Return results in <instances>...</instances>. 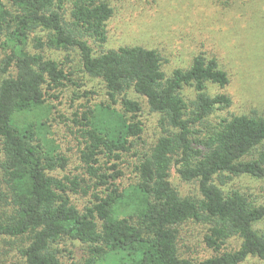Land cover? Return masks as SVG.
I'll list each match as a JSON object with an SVG mask.
<instances>
[{
	"label": "trees",
	"instance_id": "16d2710c",
	"mask_svg": "<svg viewBox=\"0 0 264 264\" xmlns=\"http://www.w3.org/2000/svg\"><path fill=\"white\" fill-rule=\"evenodd\" d=\"M113 13L106 0H0V253L10 239L20 241L22 264H76L61 255L68 242L80 245L83 264L264 260V232L256 227L264 204L229 186L239 176L264 179V113L213 120L232 102L209 93L210 83H230L218 59L200 52L167 75L156 49H107ZM45 50L68 54L59 62ZM79 72L103 82L106 100L74 116L81 171L57 176L71 159L50 136L49 101L68 85L81 88ZM188 87L196 92L191 101ZM145 106L159 115L161 133L138 154L135 181L124 186V156L143 139ZM173 168L198 184V195L173 185ZM75 194L88 199L82 210ZM189 222L205 227L212 256L181 254L180 230ZM8 256L0 264L13 263Z\"/></svg>",
	"mask_w": 264,
	"mask_h": 264
},
{
	"label": "rangeland",
	"instance_id": "374dc122",
	"mask_svg": "<svg viewBox=\"0 0 264 264\" xmlns=\"http://www.w3.org/2000/svg\"><path fill=\"white\" fill-rule=\"evenodd\" d=\"M113 9L108 21L107 49L121 46L141 45L158 50L163 56V70L167 75L178 68H188L195 55L206 52L218 59L221 67L229 74L230 83L221 88L208 84L209 93L228 95L232 102L229 108L216 111L212 119L230 118L233 115L264 113V0H106ZM70 5V4H68ZM45 55L57 61H64L67 52L45 50ZM74 65L79 67V56L69 53ZM73 65V67H74ZM75 68V67H74ZM83 85L81 88L68 85L54 92L58 98H52L53 105L49 119L50 136L60 145L61 151L70 159L66 172L56 171L55 175H70L81 171L79 161L78 126L73 123L76 114L87 107L96 106L106 100L104 84L82 72L75 75ZM92 93L82 96L83 91ZM186 100L195 99L196 92L188 87L184 90ZM132 98L139 97L131 93ZM144 126L142 141L137 148L124 156L122 184L129 186L135 181L134 166L138 154L148 149L161 131L158 125L159 115L151 112L147 106L141 116ZM79 167V170L77 168ZM171 181L183 195H198V184L185 182L173 168ZM229 186L240 189L257 204H264V179L251 176L234 178ZM73 202L82 210L87 197L72 195ZM256 227L264 232V219ZM203 225L189 222L180 230V252L184 257L202 260L214 253L203 241ZM0 255H9L10 264H22L17 251L20 241H2ZM237 245V244H236ZM235 247V246H233ZM65 261L83 264L81 247L78 243L60 245ZM71 253V254H70ZM70 254V255H69ZM21 259V260H20ZM112 264L113 260L111 261ZM264 264V260L250 258L247 264ZM110 264V263H103Z\"/></svg>",
	"mask_w": 264,
	"mask_h": 264
}]
</instances>
